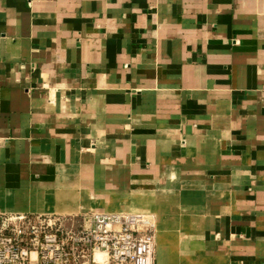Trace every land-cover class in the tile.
<instances>
[{"label":"crops","instance_id":"obj_1","mask_svg":"<svg viewBox=\"0 0 264 264\" xmlns=\"http://www.w3.org/2000/svg\"><path fill=\"white\" fill-rule=\"evenodd\" d=\"M156 188L204 215L184 264H264V0H0V215Z\"/></svg>","mask_w":264,"mask_h":264},{"label":"built area","instance_id":"obj_2","mask_svg":"<svg viewBox=\"0 0 264 264\" xmlns=\"http://www.w3.org/2000/svg\"><path fill=\"white\" fill-rule=\"evenodd\" d=\"M153 228L131 213L0 215V264H154Z\"/></svg>","mask_w":264,"mask_h":264},{"label":"rangeland","instance_id":"obj_3","mask_svg":"<svg viewBox=\"0 0 264 264\" xmlns=\"http://www.w3.org/2000/svg\"><path fill=\"white\" fill-rule=\"evenodd\" d=\"M154 187L155 186H152L151 188ZM155 190L154 193H150L146 196L144 200H147V202L142 203L141 199L143 198L139 197L135 199L136 201L132 204H126V206L124 205L121 209L113 207L116 210L113 212L142 214L152 218L154 223L153 233L156 239L155 252L157 251V244L158 250L161 248L159 247L160 245L166 244L168 256L171 257V261L176 259V261H182L181 264H184L190 259H195L185 249H180L184 248L186 244L188 245L191 236H194L201 231L204 223V215L202 213H197V206L195 204L191 207L188 198L183 197L181 193L182 190H165V188H156ZM138 191H141V189L134 190V194H137L136 192ZM85 196L87 197V202H90L92 197L89 195ZM129 202L130 201L128 200L127 203ZM108 208L112 207L104 209L108 210ZM90 209L89 206H86L84 209H79L75 212L81 214L87 213L86 211L90 210L92 211L91 213L94 214H112V212L109 211L100 212L94 207Z\"/></svg>","mask_w":264,"mask_h":264},{"label":"bare ground","instance_id":"obj_4","mask_svg":"<svg viewBox=\"0 0 264 264\" xmlns=\"http://www.w3.org/2000/svg\"><path fill=\"white\" fill-rule=\"evenodd\" d=\"M102 260H104V256H103ZM154 264H155V262H154Z\"/></svg>","mask_w":264,"mask_h":264}]
</instances>
